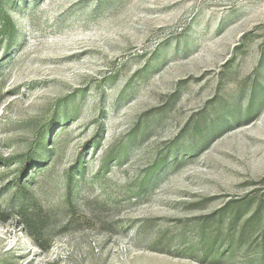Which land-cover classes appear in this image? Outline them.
Segmentation results:
<instances>
[{"label": "rangeland", "instance_id": "1", "mask_svg": "<svg viewBox=\"0 0 264 264\" xmlns=\"http://www.w3.org/2000/svg\"><path fill=\"white\" fill-rule=\"evenodd\" d=\"M0 264H264V0H0Z\"/></svg>", "mask_w": 264, "mask_h": 264}]
</instances>
